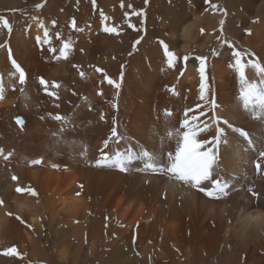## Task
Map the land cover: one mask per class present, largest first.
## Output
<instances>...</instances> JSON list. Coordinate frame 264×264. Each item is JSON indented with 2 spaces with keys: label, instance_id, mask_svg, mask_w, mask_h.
Instances as JSON below:
<instances>
[{
  "label": "bare ground",
  "instance_id": "bare-ground-1",
  "mask_svg": "<svg viewBox=\"0 0 264 264\" xmlns=\"http://www.w3.org/2000/svg\"><path fill=\"white\" fill-rule=\"evenodd\" d=\"M119 1L0 0V17L12 27L10 34L0 27V149L12 153L0 156V264H264V119L243 109L234 67L236 51L251 54L245 64H264V0ZM198 57L206 58L207 103ZM246 76L258 80L251 66ZM186 111L190 122L207 125L198 139L225 130L217 172L227 195L136 171L139 162L128 172L95 166L113 118L125 139L105 151L163 155L175 151L166 132L180 128ZM57 114L70 120L62 137L53 135L62 126ZM9 248L16 254L5 255Z\"/></svg>",
  "mask_w": 264,
  "mask_h": 264
},
{
  "label": "snow or ice",
  "instance_id": "snow-or-ice-1",
  "mask_svg": "<svg viewBox=\"0 0 264 264\" xmlns=\"http://www.w3.org/2000/svg\"><path fill=\"white\" fill-rule=\"evenodd\" d=\"M147 2V0H145ZM213 10H220L216 4L210 5ZM43 7L41 4H37L36 8L39 9ZM135 15H140L141 13H134ZM103 17V13H101ZM104 19H107L104 17ZM55 22H53L54 24ZM221 25L224 21L221 20ZM43 27V24L40 25ZM72 26L75 27V21L72 22ZM0 27L6 29L10 34L12 27L9 21L0 17ZM106 32H116V28L104 29ZM45 37L48 36V31L45 29ZM59 38V34H57ZM39 40V38H38ZM140 41L137 40L138 44ZM163 43V42H161ZM4 45H0L3 47ZM231 46V45H230ZM70 47L69 43H65L61 49L60 55L63 58H67L66 49ZM135 47V45H134ZM165 48V55L168 57V63L171 66L175 56L173 53L169 52L167 46ZM55 51V49H51ZM214 55L216 53H213ZM244 55H251L250 53H242L239 51L234 52L235 56V69L238 73L240 90H239V99L242 103V107L247 111L253 119H264V64H261L259 61L249 60L247 64L242 62V57ZM9 59L11 60L13 69L15 73L19 74V82L23 84L25 82V71L24 69L11 58V51L9 49ZM200 60L199 72L201 75V86H200V99L208 102L205 98V89L206 85L204 81V57H198ZM187 60V57H185ZM251 66L255 70V74L258 77V80H251L246 76V68ZM100 71V69H97ZM80 75L83 77L84 73L81 72ZM123 75V73H121ZM110 84L114 83L112 80L108 81ZM40 83L44 85L46 82L43 78L40 79ZM117 88L120 87L119 84L115 85ZM53 88H59L58 83L53 82ZM23 91V89H21ZM4 87L2 83V78H0V99L4 98ZM49 95H56L55 92H50ZM212 107L215 108V101H211ZM113 107H116L113 104ZM166 116H170L171 113L167 110L165 111ZM187 111L185 112V119L180 125L179 129H169L166 132V136L169 139L176 138L177 145L175 151H168L166 154H159L154 150H150L146 147L139 148H128L126 151H121L117 148L111 154L108 151H105L109 148V144H120L121 141L125 139L123 133L119 132L117 121L115 118L112 120V127L110 130V135L107 139L103 141V147L100 149V157L96 160L95 166L97 167H114L120 170L121 172H128L131 169V165L134 162H139L142 166L137 167L135 170L139 172H150L152 174H161L168 175L170 179H174L178 182L183 183L184 185L195 188L200 192H203L208 197L218 198L220 194L227 195L226 189L229 187L226 180L223 177L219 176L217 169L219 167V146L224 143L227 144V139L225 138V130L223 128H217L216 135L212 138L211 141L198 139L200 132L205 131L207 125L204 128H201L196 122L197 117L193 116L192 121L190 122L187 119ZM56 121H60L62 126L57 133H53L54 136L62 137L65 128L63 124L70 123L68 117L61 116L59 114L53 117ZM101 120L104 119V116L101 115ZM219 121V118H217ZM16 123L23 126V119L20 117L16 118ZM225 125L228 126L234 133H238L240 137L245 139L249 145L252 144V140L249 137V134L240 128H235L230 125L227 120L223 121ZM74 143V142H73ZM211 145V146H209ZM87 152V146H84V153ZM12 155L9 152L7 155H4L3 149H0V156H3L7 160ZM260 157L264 158V151L259 153ZM31 163L39 164L41 160H33ZM55 167V165H54ZM256 168L259 171L261 168L260 162H256ZM215 177V178H214ZM17 177L13 176V180H16ZM205 181L211 182V188L204 184ZM204 185V186H202ZM18 192L24 191L22 188L16 189ZM253 196H256L257 193L254 192L251 188L248 189ZM35 195V192H32ZM3 201H0L2 204ZM5 255L16 254L15 248H9Z\"/></svg>",
  "mask_w": 264,
  "mask_h": 264
},
{
  "label": "rangeland",
  "instance_id": "rangeland-1",
  "mask_svg": "<svg viewBox=\"0 0 264 264\" xmlns=\"http://www.w3.org/2000/svg\"><path fill=\"white\" fill-rule=\"evenodd\" d=\"M97 1H99V0H97ZM121 1H122V0H120L119 2L121 3ZM119 2H118V3H119ZM34 264H39V263L35 262Z\"/></svg>",
  "mask_w": 264,
  "mask_h": 264
}]
</instances>
